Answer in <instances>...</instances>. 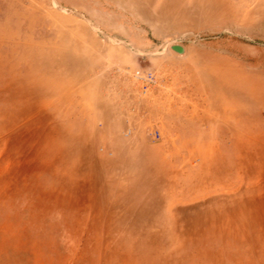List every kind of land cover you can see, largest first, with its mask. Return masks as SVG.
<instances>
[{"label": "rangeland", "instance_id": "rangeland-1", "mask_svg": "<svg viewBox=\"0 0 264 264\" xmlns=\"http://www.w3.org/2000/svg\"><path fill=\"white\" fill-rule=\"evenodd\" d=\"M133 1L0 0V264H264V0Z\"/></svg>", "mask_w": 264, "mask_h": 264}, {"label": "bare ground", "instance_id": "bare-ground-1", "mask_svg": "<svg viewBox=\"0 0 264 264\" xmlns=\"http://www.w3.org/2000/svg\"><path fill=\"white\" fill-rule=\"evenodd\" d=\"M115 2V4L117 3L122 9H124V10H131V11H134L135 13H139L140 11H139V8H141L140 6H141V4H137L135 1H133V0H110V2ZM135 2V3H134ZM58 7V6H57ZM62 8V7H61ZM63 9V8H62ZM69 9V8H68ZM142 10V9H141ZM64 12V11H63ZM72 12V11H71ZM138 15V14H137ZM82 17V16H81ZM53 18V17H52ZM97 19V18H96ZM139 19L141 20V21H143V22H145V23H147L148 25H150V26H156V22L157 21H150L149 20V18H147V17H145L144 15L143 16H141V14H140V17H139ZM97 20H99V19H97ZM92 25V24H91ZM104 25H105V28H106V30H109L110 28L111 29H114V28H112V26L114 27V24H113V22H112V20H110V21H107L106 23H104ZM111 26V27H110ZM116 27H118V26H115V28ZM102 35V34H101Z\"/></svg>", "mask_w": 264, "mask_h": 264}, {"label": "built area", "instance_id": "built-area-1", "mask_svg": "<svg viewBox=\"0 0 264 264\" xmlns=\"http://www.w3.org/2000/svg\"><path fill=\"white\" fill-rule=\"evenodd\" d=\"M139 78L144 83L145 88H148L153 83V78L151 75L143 76V77H139Z\"/></svg>", "mask_w": 264, "mask_h": 264}]
</instances>
